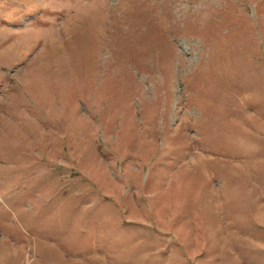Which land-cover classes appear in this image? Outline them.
Wrapping results in <instances>:
<instances>
[{
    "label": "rangeland",
    "instance_id": "374dc122",
    "mask_svg": "<svg viewBox=\"0 0 264 264\" xmlns=\"http://www.w3.org/2000/svg\"><path fill=\"white\" fill-rule=\"evenodd\" d=\"M0 264H264V0H0Z\"/></svg>",
    "mask_w": 264,
    "mask_h": 264
}]
</instances>
